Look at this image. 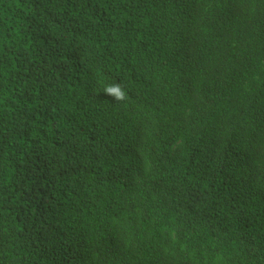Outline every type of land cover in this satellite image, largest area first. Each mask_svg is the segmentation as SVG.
Returning <instances> with one entry per match:
<instances>
[{
    "label": "trees",
    "instance_id": "obj_1",
    "mask_svg": "<svg viewBox=\"0 0 264 264\" xmlns=\"http://www.w3.org/2000/svg\"><path fill=\"white\" fill-rule=\"evenodd\" d=\"M234 5L0 0V264H264V200L235 201L264 188V0Z\"/></svg>",
    "mask_w": 264,
    "mask_h": 264
},
{
    "label": "clouds",
    "instance_id": "obj_2",
    "mask_svg": "<svg viewBox=\"0 0 264 264\" xmlns=\"http://www.w3.org/2000/svg\"><path fill=\"white\" fill-rule=\"evenodd\" d=\"M227 3L231 5V9L233 11L235 0H232L229 2L227 0ZM192 13L194 16L193 23L197 20V12L195 9H192ZM229 26L222 29L221 33H228L230 35H234L229 31ZM182 61L173 63V67L175 69L181 70L182 69ZM197 71H191L188 74H180L177 79L175 80V83L177 86H179L182 89H186L188 94H192L194 96L193 101H191L192 106L201 111L206 112L211 109H213V106L210 102L204 100L201 98L197 92L194 89V78L197 75ZM102 93L109 96L114 100L116 103H126L128 100V92L125 88V86L120 83H102ZM251 104L250 100L248 101L249 105ZM225 114L228 113V108L225 106L224 110ZM176 122H180L181 120L175 119ZM183 122V121H182ZM185 123V122H184ZM244 122H242L239 125V128H245ZM229 135L232 136V139L235 141V138L238 137V129L232 128L229 129L227 132ZM249 138L251 140V136L249 135ZM239 139V137H238ZM129 140L125 141L120 147L117 152V158H123V159H131L133 161V154H131L128 146ZM242 143V152H229L227 156V160L225 164L221 167L219 172L216 174L215 182L212 184L213 188L215 189V192L213 193V198L220 199L224 197V194L226 191L232 189L238 184L240 176L243 174H247L250 169L251 159H250V152L251 148L249 147L250 142H241ZM209 145V144H208ZM207 145V146H208ZM173 150H176V147L174 146ZM260 200H264V188L261 190V195H258L256 192V189L252 190L251 192L241 191L238 192V196L236 197V203H243L245 201H248L251 206ZM213 205L209 203V207H212ZM115 231V230H114ZM113 231V232H114ZM192 252V250H190Z\"/></svg>",
    "mask_w": 264,
    "mask_h": 264
}]
</instances>
